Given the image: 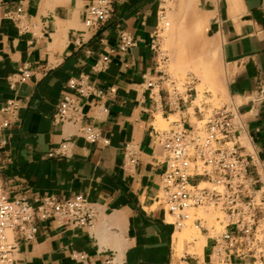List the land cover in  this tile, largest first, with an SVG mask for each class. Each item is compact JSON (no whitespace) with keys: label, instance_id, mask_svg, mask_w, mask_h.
<instances>
[{"label":"crops","instance_id":"crops-1","mask_svg":"<svg viewBox=\"0 0 264 264\" xmlns=\"http://www.w3.org/2000/svg\"><path fill=\"white\" fill-rule=\"evenodd\" d=\"M89 5L90 0H0V109L9 101L17 105L7 115L10 126L0 132L2 190L9 199L30 203L83 195L95 213L90 228L38 222L31 242L14 231L15 264H105L110 256L115 264H179L182 257L194 264H253L234 255L216 257L207 219L188 244L176 236L183 229H176L160 203L167 168L160 127L173 121L192 125L215 107L208 93L198 102V91L183 87L170 98L165 84L148 83L172 76L170 58L163 64L154 47L163 50L167 43L175 49L179 35H194L193 49L219 54V97L222 106L239 109V152L252 162L260 188L264 0H115L111 18L91 29L84 22ZM163 10L168 29L160 22ZM123 33L135 43L127 52L119 50ZM24 69L31 77L20 82ZM81 75L102 95L77 98L79 112L58 121L63 97L75 95L68 82ZM86 125L100 129L109 143H88ZM128 143L138 148L135 165L125 158ZM76 255H85V263Z\"/></svg>","mask_w":264,"mask_h":264},{"label":"built area","instance_id":"built-area-1","mask_svg":"<svg viewBox=\"0 0 264 264\" xmlns=\"http://www.w3.org/2000/svg\"><path fill=\"white\" fill-rule=\"evenodd\" d=\"M115 0H90L85 17L89 29L107 22L113 13ZM176 1V0H165ZM162 29H168L170 22L164 10L160 13ZM135 45L132 37L121 35L119 50L127 52ZM158 49L163 64L168 62L167 54ZM104 62L108 58L103 59ZM31 71L24 69L17 76L26 82ZM165 84L170 98L179 97L181 88L195 92V77L190 76L180 82L172 76H165L159 84L148 83V87ZM68 89L56 114L58 121L72 119L79 112L77 98L102 95L81 75L69 80ZM14 101H9L0 109V132L10 126L7 118L16 109ZM240 112L231 104L208 111L202 119L192 125L173 121L170 127L159 135L161 146L167 156V168L162 178L160 203L178 230L186 228L189 222L197 229L203 228L206 219L199 211L213 209L218 216L208 228L216 240L215 255L218 258L234 255L248 258L253 264H264V182L256 188V180L250 172L252 162L239 152ZM88 143L108 144L100 129L86 125L82 128ZM67 145H62L66 149ZM124 154L130 165L137 163L138 148L133 143L124 146ZM95 213L83 195H75L64 201L54 197H41L30 203L24 197L9 199L3 192L0 181V264H15L18 242L14 231L21 240L34 241L38 234V222L58 221L74 228L93 226ZM198 261L197 254L193 255ZM85 263V255H76ZM105 264H115L114 257ZM179 264H194L182 257Z\"/></svg>","mask_w":264,"mask_h":264},{"label":"rangeland","instance_id":"rangeland-1","mask_svg":"<svg viewBox=\"0 0 264 264\" xmlns=\"http://www.w3.org/2000/svg\"><path fill=\"white\" fill-rule=\"evenodd\" d=\"M172 29V26H171ZM166 35V34H165ZM195 38L194 35H179L175 41L176 48L173 49L169 44L163 46V51L170 58L169 73L178 81L185 82L190 76L195 77V88L199 93L198 102H200L206 93L212 95L210 101L215 108L222 107L223 99L220 94L223 93L224 83L221 81L223 73L221 66V57L219 54H209L205 50L193 49ZM210 75L213 82L204 81L203 76ZM201 76V77H200ZM163 130L168 129V125L160 127ZM198 215L207 219L210 224L215 222L218 214L213 210L199 211ZM193 221L189 222L186 228L182 230L181 234H176L177 237L185 239V244L197 237V230H195ZM193 231V232H190ZM196 231V232H195ZM196 233V234H195ZM192 235V236H191ZM190 236V237H189ZM183 249V247H182ZM194 250H192L193 252ZM196 251H201L196 246Z\"/></svg>","mask_w":264,"mask_h":264},{"label":"bare ground","instance_id":"bare-ground-1","mask_svg":"<svg viewBox=\"0 0 264 264\" xmlns=\"http://www.w3.org/2000/svg\"><path fill=\"white\" fill-rule=\"evenodd\" d=\"M204 75H205V74H204ZM200 77H201V76H200ZM204 78L208 79V76L205 75V76H203V79H204ZM206 79H204L203 82H204V81H207ZM195 230H197V235H198V237H199L200 234H199V232H198V229L195 228ZM189 232H190V231H189ZM191 232H193V231H191ZM191 232H190V233H191ZM195 232H196V231H195ZM195 234H196V233H195ZM191 236H192V235H191ZM189 237H190V236H189Z\"/></svg>","mask_w":264,"mask_h":264}]
</instances>
